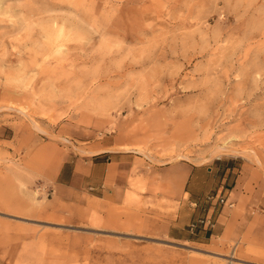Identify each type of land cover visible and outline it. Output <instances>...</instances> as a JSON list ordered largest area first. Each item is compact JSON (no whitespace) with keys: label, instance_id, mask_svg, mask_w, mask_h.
<instances>
[{"label":"rangeland","instance_id":"obj_1","mask_svg":"<svg viewBox=\"0 0 264 264\" xmlns=\"http://www.w3.org/2000/svg\"><path fill=\"white\" fill-rule=\"evenodd\" d=\"M106 156L108 197L58 196ZM227 160L261 215L264 0H0V264H264L243 207L204 243L166 235Z\"/></svg>","mask_w":264,"mask_h":264},{"label":"crops","instance_id":"obj_2","mask_svg":"<svg viewBox=\"0 0 264 264\" xmlns=\"http://www.w3.org/2000/svg\"><path fill=\"white\" fill-rule=\"evenodd\" d=\"M104 152V151H102ZM109 152V151H107ZM103 157L96 158L95 161H79L76 160L71 169V173L67 179V181H59L57 182V192L58 196H62V193H67L73 197H79L87 195V197H93V199H105L110 195V190L106 192V179L111 175V172L108 171L110 168L109 165L113 163L111 160V156H106V160H103ZM221 160V159H219ZM109 166V167H108ZM102 167L106 168V176L105 181L94 182L93 173L99 171ZM235 167L232 166L228 160L224 163L223 161L217 162V166L214 171L213 180L215 176V182L213 181V200L207 201L210 205L207 208V212L204 217H210L213 221V227L202 226L199 225L194 230H184L185 227H189L190 218L185 220L182 212L181 205H179V209L177 214L173 219L168 218L166 220L167 228L166 235L172 240H191L199 243H204L206 239L210 237H215L218 234H223L228 231V226L233 224L234 222V209L243 207L245 210V214L250 217H258L264 218V212L261 215H258L252 205H248L240 201V191H238V182L241 181L240 174L233 176L232 173L235 172ZM61 174V169L57 172V176ZM234 177V178H233ZM230 178V179H229ZM232 181V186H229ZM83 182L87 183V187H83ZM88 190H96L101 194H90ZM243 193V190L241 191ZM184 194L191 195L188 190H184ZM242 195V194H241ZM224 197L226 198L225 203H219L218 198ZM190 204L195 205L196 202L191 201ZM231 204V205H230ZM190 213L196 214L195 208L190 205L189 206ZM198 218L193 219V221ZM165 223V222H164ZM213 230V232H212Z\"/></svg>","mask_w":264,"mask_h":264},{"label":"built area","instance_id":"obj_3","mask_svg":"<svg viewBox=\"0 0 264 264\" xmlns=\"http://www.w3.org/2000/svg\"><path fill=\"white\" fill-rule=\"evenodd\" d=\"M208 200L209 201L213 200V196H208ZM217 200L219 203H222V204L226 202V198L224 197H219ZM199 225L213 227V221L210 217L199 218L190 223L189 229L194 230Z\"/></svg>","mask_w":264,"mask_h":264}]
</instances>
